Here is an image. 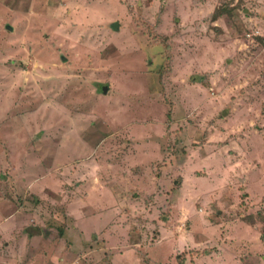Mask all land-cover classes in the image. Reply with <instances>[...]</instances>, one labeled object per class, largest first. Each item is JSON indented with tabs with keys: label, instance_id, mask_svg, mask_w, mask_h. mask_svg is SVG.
Listing matches in <instances>:
<instances>
[{
	"label": "rangeland",
	"instance_id": "1",
	"mask_svg": "<svg viewBox=\"0 0 264 264\" xmlns=\"http://www.w3.org/2000/svg\"><path fill=\"white\" fill-rule=\"evenodd\" d=\"M20 114L98 150L0 264H264V0H0V176Z\"/></svg>",
	"mask_w": 264,
	"mask_h": 264
},
{
	"label": "crops",
	"instance_id": "2",
	"mask_svg": "<svg viewBox=\"0 0 264 264\" xmlns=\"http://www.w3.org/2000/svg\"><path fill=\"white\" fill-rule=\"evenodd\" d=\"M10 27L12 28V26ZM64 59H66V57H64ZM106 93L107 92H104V94ZM17 117L20 125H18V128L13 129V138H11L10 141L2 138L4 142L2 145L6 148L5 155L7 160L5 162L8 164L5 166L0 178L4 181L3 185L8 196L5 198L6 202L4 200L1 201L0 209H11V211L6 213L2 212V209L0 210V214H3L5 218H8L7 216L10 214L20 212L21 208L27 206L23 199L24 197L26 198L28 193L31 196L30 200L34 202L36 196L42 197L44 193L50 195L52 192L57 191L59 187H61V190H66V187L69 188L68 185L65 184L62 186V184L74 178V153L84 150V153H90L92 150H98L97 147L93 146L94 142L91 138L81 134H84V132L77 134L78 132L75 133V131L72 130L73 134L69 136V131H63V133H61L59 128H56L55 125L51 128L53 131L52 136L49 137L48 130L50 128H45L43 136L33 141L34 137H32V134L36 132L37 129L30 130L26 128V126L22 124L24 121H20V117H23V115L20 114L17 115ZM24 118H26V114H24ZM103 134H105V132ZM99 135L100 133L97 132V136ZM44 136L46 138H42ZM76 136H79V138ZM106 139L108 138L104 140ZM104 140H102V142ZM39 145H41V147ZM38 146L41 149L43 146V150L52 155V163H46L47 161H44L45 163L39 162L40 158L35 152L38 150ZM22 149H24L25 153ZM2 160L4 161L5 159L2 158ZM63 173H65V175H63ZM69 173L71 175H69ZM61 182L62 184L60 185ZM89 199L83 197L79 198L78 201L84 203L85 200ZM8 202L11 203L9 204ZM0 228H2L1 224ZM30 228L32 229L33 227L30 226ZM34 229L39 230L38 227H34Z\"/></svg>",
	"mask_w": 264,
	"mask_h": 264
},
{
	"label": "water",
	"instance_id": "3",
	"mask_svg": "<svg viewBox=\"0 0 264 264\" xmlns=\"http://www.w3.org/2000/svg\"><path fill=\"white\" fill-rule=\"evenodd\" d=\"M115 25L118 27V23H116ZM102 89H103L104 92H107L109 87H108V85L104 84V85H102Z\"/></svg>",
	"mask_w": 264,
	"mask_h": 264
},
{
	"label": "trees",
	"instance_id": "4",
	"mask_svg": "<svg viewBox=\"0 0 264 264\" xmlns=\"http://www.w3.org/2000/svg\"><path fill=\"white\" fill-rule=\"evenodd\" d=\"M222 10V9H221ZM220 9H217L213 15V17L215 18V16L218 14V13H222ZM219 15V14H218ZM218 15L216 17H218Z\"/></svg>",
	"mask_w": 264,
	"mask_h": 264
}]
</instances>
